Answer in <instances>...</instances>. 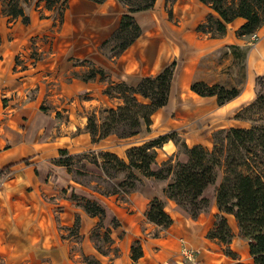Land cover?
<instances>
[{"label":"crops","instance_id":"obj_1","mask_svg":"<svg viewBox=\"0 0 264 264\" xmlns=\"http://www.w3.org/2000/svg\"><path fill=\"white\" fill-rule=\"evenodd\" d=\"M6 3L0 0V169H8L0 178V264H85L83 256L101 264H182L181 258L187 261L183 255L186 249L193 252L195 263L199 258L200 264H221L226 257L212 247L217 246L216 241L206 237L218 213L215 185L211 186V195L204 191L210 200L208 210L192 219L165 196L164 188L170 181L143 178L141 188L123 201L75 183L66 168L54 164V160L60 149L69 154L107 150L123 157L129 147L172 131L188 147L210 149L213 132L249 128V121L234 119V115L254 100L255 78L264 75V25L258 28L262 34L256 46L247 50L243 80L236 83L233 63L224 67L214 57L236 40L240 46H250L235 34L245 21L237 18L228 23L222 37L199 32L196 27L208 15H216L198 0H177L169 10L165 0H156L153 9L134 14L141 35L114 59L104 56L99 46L118 28L125 11L117 0L101 4L66 0L61 21L58 4L51 10L45 5L22 6L27 23L19 16L7 15ZM76 60L103 69L107 80L97 77L85 82L74 76V72L88 70ZM174 61L168 102L152 115L149 132L143 130L139 136L123 141L114 138L116 146L112 147L106 146L110 137L91 142L85 130L87 116L119 104V100L103 93L107 81L135 86L142 77L155 76ZM194 81L236 87L240 92L218 105L215 97L191 92ZM120 147L121 153H117L115 148ZM168 159L187 160L172 140L156 148L153 169ZM72 191L104 207L101 232L110 227L113 218L119 222L111 229L113 243L105 255L96 250L90 237L99 218L77 206L70 199ZM153 198L163 202L173 220L166 229L146 219L145 211ZM76 216L77 237L69 234ZM225 216L232 232L229 247L236 254V260H231L243 262L237 252V223L232 215ZM155 232L157 237H153ZM136 240L143 255L133 261L131 246ZM243 245L249 264L247 240ZM73 246H78L77 251Z\"/></svg>","mask_w":264,"mask_h":264},{"label":"trees","instance_id":"obj_2","mask_svg":"<svg viewBox=\"0 0 264 264\" xmlns=\"http://www.w3.org/2000/svg\"><path fill=\"white\" fill-rule=\"evenodd\" d=\"M89 1L101 4L106 0ZM117 1L125 11L118 28L99 46L100 52L110 59L120 56L141 35V28L134 14L153 9L156 2V0ZM198 1L207 5L216 15L215 17L208 15L205 22L196 27L197 31L208 33L211 37L223 35L226 25L237 18L245 21L240 27L245 32L264 24V0ZM6 2L4 12L7 15L13 18L19 16L23 23L28 22L19 0ZM57 4L59 5L57 13L61 21L67 6L66 0H45V7L48 10ZM75 63L88 67V70L82 73H73L82 81H91L97 77L101 81L107 80L106 72L90 62L76 60ZM175 66L174 61L157 75L142 77L135 86L125 82L107 81L103 93L119 100V104L87 116L85 130L89 133L91 142L99 143L109 137L123 141L139 136L143 130L149 132L152 115L168 102ZM254 82L256 87L254 100L234 115V119L249 121L250 127L213 132V144L210 149L200 145L188 147L182 141L178 142L176 133L172 131L143 144L129 147L123 157L107 150L69 154L66 149H60L54 164L65 167L75 183L90 189L93 193L117 196L123 201L125 197L141 188L143 178L170 181L164 188L165 196L187 212L192 219L208 210L210 200L204 196V191L215 185L214 200L218 213L206 237L227 247L231 243L232 232L225 215H232L240 237L248 242L251 264H264V75L257 76ZM190 91L200 97H215L218 105L226 103L240 92L236 87L208 85L203 81L192 82ZM166 140L178 144L180 152L187 156V160L182 162L168 159L153 169V165L156 164V148ZM88 165L100 171L102 175H94L88 171L86 169ZM7 173V168L0 169V178ZM220 173L221 178L216 185ZM78 175L96 176L106 185L103 188L101 185L90 188L77 180ZM70 199L89 216L99 218L90 237L96 250L105 255L113 243L111 229L118 227L119 222L113 218L110 227L101 232L105 216L104 207L95 199L78 195L74 191ZM145 215L148 222L160 229L168 228L173 222L165 211L163 202L158 198L150 200ZM78 228L79 218L76 216L69 234L77 237ZM157 236L158 232H155L153 237ZM226 254L233 258L236 256L229 249L226 250ZM142 255L141 243L136 240L131 246V259L137 261ZM82 260L85 264H101L93 257L83 256Z\"/></svg>","mask_w":264,"mask_h":264},{"label":"rangeland","instance_id":"obj_3","mask_svg":"<svg viewBox=\"0 0 264 264\" xmlns=\"http://www.w3.org/2000/svg\"><path fill=\"white\" fill-rule=\"evenodd\" d=\"M24 1L25 0H19V5L21 7L23 6L24 8H31L34 5L35 6L36 5L37 6L38 5L39 6L45 5V0H26L25 2ZM176 1L177 0H165V2H166L165 4H166L167 9L168 10H169V8L171 9ZM4 2H6V0H4ZM57 7H58V5H57ZM263 25L264 24H260L258 27L252 28L250 32L242 31L241 28H239L238 30L235 31L236 38L248 43V45H250V46H247V47L240 46L239 45L240 42L238 40H236V44H234L232 46H228L227 48L220 49L216 54L217 56L214 57V61L216 63L218 62V64H223L224 67H227L226 66L227 64L231 66V64L233 63V65H234V78H233V80L236 83L242 82V80H243L245 58H246L247 50H248V48L255 47L256 44L258 43L260 35L262 34V31L258 32V28L262 27ZM223 35H219L218 37H222ZM176 139L178 140V142H181L179 137H177ZM114 140H115L114 137H110L106 142V146H109V145H110L109 147H112L113 145L116 146L115 144H113ZM115 149H116L115 151L117 153H121L122 147H120L119 149L118 148H115ZM75 163H78V162L75 161ZM78 166H79V163H78ZM86 169L88 171H91L94 175H102L100 171L91 168V166H89V165L87 166ZM76 178L79 182L89 186L90 188L97 187V185H101V188H103L106 185V183H103L96 176L78 175V176H76ZM220 178H221V173L219 174V180H220ZM114 182H116V181H114ZM88 190H90V189H88ZM211 192H212V187L209 186L206 189L205 194L211 195ZM64 235H65V233H64ZM236 241H237V252H238L239 256L242 257V259L244 260L243 262H239V263L248 264L245 261V259L248 257V254L246 253L245 245H243L245 243L246 239L241 238L239 235L238 239H236ZM215 243L217 244V246H212L214 248V250L221 252V254L226 257V259L221 264H237L236 261H232V260H236V256H235V258H233L231 255L226 254L227 249H229L232 252L229 245L226 247V246H223L217 242H215ZM100 244L103 245L102 243H100ZM77 249H78V246H73L74 251H77ZM199 253H201V250L198 251V255H199ZM195 258H196V256H195ZM181 261H182V264H191V262H188L185 260L183 261L182 258H181ZM171 262L173 264H175L173 261H171ZM251 262H252V259L250 260V264H251ZM196 264H200L199 258H198V263H196Z\"/></svg>","mask_w":264,"mask_h":264},{"label":"built area","instance_id":"obj_4","mask_svg":"<svg viewBox=\"0 0 264 264\" xmlns=\"http://www.w3.org/2000/svg\"><path fill=\"white\" fill-rule=\"evenodd\" d=\"M183 255L185 256V258L188 262H191V264H196L194 257H193V252L191 250H187V249L184 250Z\"/></svg>","mask_w":264,"mask_h":264}]
</instances>
